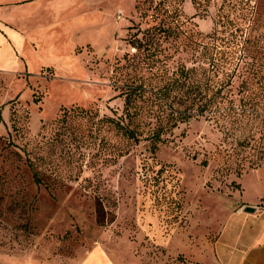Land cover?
Returning a JSON list of instances; mask_svg holds the SVG:
<instances>
[{"label":"rangeland","instance_id":"1","mask_svg":"<svg viewBox=\"0 0 264 264\" xmlns=\"http://www.w3.org/2000/svg\"><path fill=\"white\" fill-rule=\"evenodd\" d=\"M24 1L0 0V264H217L218 234L264 203V86L237 94L246 63L264 66V0ZM152 27L168 70L194 43L219 78L237 65L235 105L249 95L253 116L227 132L190 119L155 150L147 128L128 140L116 88L148 75L130 42ZM63 109L85 113L62 125Z\"/></svg>","mask_w":264,"mask_h":264},{"label":"trees","instance_id":"2","mask_svg":"<svg viewBox=\"0 0 264 264\" xmlns=\"http://www.w3.org/2000/svg\"><path fill=\"white\" fill-rule=\"evenodd\" d=\"M192 2L195 3V0ZM166 30L152 27L141 32L140 38L138 31L130 42L136 52L130 60L131 66L134 70L145 69L148 75L141 72L131 76L126 74L121 86L116 88L118 93L115 98L123 100V109L122 120L118 119L114 124L128 140L139 142V136L147 128L145 139L150 141L155 150L164 141L165 133L190 119L204 118L227 132L234 131L243 118L253 116L248 110L257 102L249 95L239 99V107L235 105L232 88L234 77L237 76V65L236 70L222 71L223 78H219V67L215 65V56L208 44L200 47L197 43L189 45L194 50L200 49L199 54L194 55L191 66L181 62L174 69L168 70L166 61L163 63L159 57L161 51L158 47V38L167 34ZM191 36L197 39L196 35ZM184 46H187L186 43ZM141 53L143 56L139 55ZM246 64V79L242 78L237 94L255 82L264 86V66ZM248 103L251 104L247 108ZM74 110L85 113L82 109H63L57 123L65 125L67 119L75 113ZM29 166L35 168L31 161ZM33 176L36 183H41L36 172ZM96 203V220L101 225L106 223L107 218L100 201ZM108 221L111 222V219Z\"/></svg>","mask_w":264,"mask_h":264},{"label":"crops","instance_id":"3","mask_svg":"<svg viewBox=\"0 0 264 264\" xmlns=\"http://www.w3.org/2000/svg\"><path fill=\"white\" fill-rule=\"evenodd\" d=\"M36 1L25 0L24 2ZM244 210L252 207V213H246V217L238 223L226 224V228L216 237L213 249L217 253V264H264V205L261 202L242 203ZM260 206V207H259ZM250 219L256 221L258 226L247 228ZM221 246L220 249L218 246ZM220 254H224L221 257ZM231 259H229V256Z\"/></svg>","mask_w":264,"mask_h":264},{"label":"water","instance_id":"4","mask_svg":"<svg viewBox=\"0 0 264 264\" xmlns=\"http://www.w3.org/2000/svg\"><path fill=\"white\" fill-rule=\"evenodd\" d=\"M245 211L252 213L254 211V209L252 207H246Z\"/></svg>","mask_w":264,"mask_h":264}]
</instances>
